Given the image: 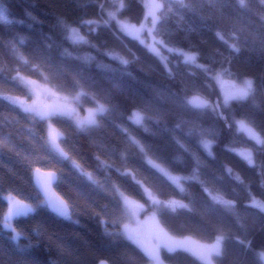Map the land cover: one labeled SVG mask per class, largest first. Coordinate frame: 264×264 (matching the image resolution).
Returning <instances> with one entry per match:
<instances>
[{
    "label": "trees",
    "instance_id": "trees-1",
    "mask_svg": "<svg viewBox=\"0 0 264 264\" xmlns=\"http://www.w3.org/2000/svg\"><path fill=\"white\" fill-rule=\"evenodd\" d=\"M113 8L111 0H0V264H149L119 232V191L156 210L175 235L221 238L212 264H264V141L255 164L237 151L251 140L239 121L264 133V0H165L146 32L153 50L117 27ZM116 13L141 23L146 8L123 0ZM70 26L85 40L71 41ZM18 75L79 94L81 110H106L82 127L51 117L63 156L49 142L47 120L21 106L33 96ZM221 75L252 87L227 102ZM195 93L205 105L192 104ZM134 110L143 122L129 118ZM35 167L57 173L70 216L48 209ZM165 170L191 177L181 189ZM6 192L34 207L12 230L2 224ZM161 257L206 264L187 249L163 248Z\"/></svg>",
    "mask_w": 264,
    "mask_h": 264
},
{
    "label": "rangeland",
    "instance_id": "rangeland-1",
    "mask_svg": "<svg viewBox=\"0 0 264 264\" xmlns=\"http://www.w3.org/2000/svg\"><path fill=\"white\" fill-rule=\"evenodd\" d=\"M111 1L115 5V8L111 11V18L114 17L116 19L117 27L125 34L137 38L149 49L153 50L151 42L147 39L146 32L150 33L155 29L159 19L160 9L163 7L165 0H143L146 8V15L141 23H134L126 18H118L116 9L123 5V0ZM0 16L3 19H7V16L1 9ZM68 38L74 42H82L85 40V35L77 26H70ZM18 78L21 83L27 86L33 96L32 104H28L27 106L25 102L21 101V106L47 120V135L49 142L53 149L57 150L63 156H66V153L62 150L60 143L62 132L54 126L51 117L56 115L65 116L71 118L79 127H82L84 125L97 123L98 115L106 110V105L103 107L102 104L86 107L81 110V96L79 94L57 93L51 86L38 80L23 75H18ZM218 79L219 84H221L223 99L227 102L232 99L245 97L252 87L250 80H246L243 83H235L222 75L219 76ZM45 96L49 98L45 100ZM193 98L206 100L205 96L201 93L193 94L192 99ZM144 116L145 114L142 111L134 110L129 118L134 122H143ZM238 129L252 141L242 142L237 147V151L246 161L253 160L255 164L256 154L259 151L258 144L263 143L264 133L253 128L245 120L239 121ZM130 137L134 141H138L132 135H130ZM164 172L167 177L181 189L184 188L183 180L191 177V175L181 176L171 173L168 170ZM84 173L88 178H92L90 172L84 171ZM119 195L123 204V213L120 216L121 228L119 232L145 252L150 259L149 264H169L161 257V250L163 248L169 251L187 249L188 244L195 239V237L191 235L179 236L171 233L160 221L156 210L147 212L145 204L127 196L121 191H119ZM3 197L7 201V209L2 224L5 229L12 230L13 219L17 216L32 212L34 207L31 203L11 192L3 193ZM16 236L17 234L14 233V237ZM220 239L221 238H217L216 241L203 242L209 245V247L214 246L213 251L217 254L221 249ZM213 254L210 259H204V262L212 264L211 259L214 260L215 256V254Z\"/></svg>",
    "mask_w": 264,
    "mask_h": 264
},
{
    "label": "water",
    "instance_id": "water-1",
    "mask_svg": "<svg viewBox=\"0 0 264 264\" xmlns=\"http://www.w3.org/2000/svg\"><path fill=\"white\" fill-rule=\"evenodd\" d=\"M205 103V100L200 98L192 99V104L194 105L203 106ZM249 163L253 164V160H249ZM153 165L160 171L163 169L158 164L153 163ZM32 180L46 206L52 213L60 218H66L71 215L72 210L68 201L56 189L58 176L54 170L35 167L32 173ZM187 250L192 256L198 259H204L208 255L207 246L199 239L192 240L188 244ZM262 260L264 262V254L262 255ZM97 264L110 263L106 259H102Z\"/></svg>",
    "mask_w": 264,
    "mask_h": 264
},
{
    "label": "flooded vegetation",
    "instance_id": "flooded-vegetation-1",
    "mask_svg": "<svg viewBox=\"0 0 264 264\" xmlns=\"http://www.w3.org/2000/svg\"><path fill=\"white\" fill-rule=\"evenodd\" d=\"M207 247H208V255H207V257L205 258V259H210L211 257H212V254L214 253V251H213V248H214V246H212V247H209V245H207ZM215 254V253H214ZM213 254V255H214ZM216 255V254H215ZM204 261V260H203ZM211 262L213 263V260L211 259ZM204 263H206V262H204ZM207 264V263H206Z\"/></svg>",
    "mask_w": 264,
    "mask_h": 264
}]
</instances>
